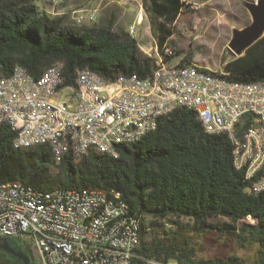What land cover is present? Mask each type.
Wrapping results in <instances>:
<instances>
[{
    "label": "trees",
    "instance_id": "1",
    "mask_svg": "<svg viewBox=\"0 0 264 264\" xmlns=\"http://www.w3.org/2000/svg\"><path fill=\"white\" fill-rule=\"evenodd\" d=\"M142 3L161 50L174 35L185 2ZM55 64H63L67 86L74 84L76 72L115 80L134 74L147 78L156 67L155 59L141 51L138 39L125 28L115 30L113 21L76 29L42 10L37 0H0V79L10 77L17 67L39 79ZM192 64L187 55L177 65ZM219 74L239 82L264 78V36L242 56L227 61ZM14 138L15 133L4 124L0 184L18 180L44 190H117L142 218L137 251L145 257L179 264H247L235 254L196 259L193 250L176 244L175 236L169 243L146 239L148 228L163 222L184 227L182 220H188L205 232L216 226L242 245H256L257 255L250 264H264V192L255 195L251 191L253 182L245 180L244 172L234 166L228 136L206 133L193 109L178 108L161 117L156 130L140 140L117 145V158L91 150L85 154L75 151L76 159L67 154L56 165L48 146L14 149ZM247 216H253L255 223L245 221ZM213 218L227 221L213 226Z\"/></svg>",
    "mask_w": 264,
    "mask_h": 264
},
{
    "label": "built area",
    "instance_id": "2",
    "mask_svg": "<svg viewBox=\"0 0 264 264\" xmlns=\"http://www.w3.org/2000/svg\"><path fill=\"white\" fill-rule=\"evenodd\" d=\"M88 20L94 22L95 15L75 17L80 27ZM129 32L138 38L137 25ZM174 53L169 42L161 50L156 45L154 55L148 53L156 62L151 76L134 74L106 83L76 72L74 84L67 86L63 64H55L46 80L27 76L18 67L14 82H0V130L3 122L15 123L21 149L48 140L56 165L67 154L75 158L83 145L117 158V145L140 140L156 130L161 117L185 107L197 112L206 133L228 136L235 168L253 182L255 195L264 192L256 188V180H264V143H259L264 78L238 82L197 64L165 61ZM110 106L121 107V115L110 114ZM25 112L36 113V121H27ZM61 129L74 130V137L60 138ZM232 131L240 132V140L232 139ZM59 195V203L42 206L34 187L0 184V233L30 241L39 264H179L137 251L142 218L120 191L87 187V192H78L70 187L68 194ZM244 220L255 223L253 216Z\"/></svg>",
    "mask_w": 264,
    "mask_h": 264
},
{
    "label": "rangeland",
    "instance_id": "3",
    "mask_svg": "<svg viewBox=\"0 0 264 264\" xmlns=\"http://www.w3.org/2000/svg\"><path fill=\"white\" fill-rule=\"evenodd\" d=\"M247 1L256 0L186 2L182 15L174 25L175 33L170 45L175 53L168 62L178 64L189 55L193 63L212 71L222 72L224 64L235 57L229 49L233 30L242 29L252 23V16L245 5ZM37 3L42 10L61 17L65 25L76 29L82 27L76 25L75 17L78 14L92 13L96 17L94 22L88 20L83 26L104 25L113 21L115 30L120 28L129 30V25L136 19L137 14L144 13L142 0H37ZM145 20L144 31H139L138 40L142 46L140 48L143 53L154 55L156 37L146 16ZM66 92L67 90L60 91L57 97H63ZM53 158L55 161V155ZM54 169L58 171L57 167ZM182 221L184 227L163 222L148 228L147 241L169 243L175 236L176 244L186 250H193L195 258L199 260L224 258L229 254H235L250 264L256 258V245L251 243L242 245L230 232L216 228L215 225H222L227 219H211L210 222L215 226L210 228L212 232H205L199 226L189 225L188 220Z\"/></svg>",
    "mask_w": 264,
    "mask_h": 264
},
{
    "label": "bare ground",
    "instance_id": "4",
    "mask_svg": "<svg viewBox=\"0 0 264 264\" xmlns=\"http://www.w3.org/2000/svg\"><path fill=\"white\" fill-rule=\"evenodd\" d=\"M55 65L50 67L44 75L39 78L38 80H46L47 74L54 71ZM20 69L26 73L27 76L29 73L24 69ZM18 73V67L14 70L13 74L10 77L7 78H1L0 82H14V74ZM83 78H93L99 81V83H106L107 80L101 77L100 75L96 73H90L87 71L81 72ZM239 82V81H238ZM110 114L112 115H121V107L119 106H110ZM25 119L27 121H36V113L34 112H25ZM4 124H8L12 132L15 133V138L13 140V146L14 149H21L18 147L19 144V135L17 133V126L15 123L10 122H3ZM74 137V130L70 129H61L60 130V138H73ZM232 139L233 140H240V132L239 131H232ZM137 140H130L128 143L135 142ZM259 143H264V126H261L260 135H259ZM36 146H48L49 143L48 140H39L38 145ZM33 146H23V148H30ZM91 150V145H83V149L77 150L80 154H85ZM96 153H102V154H108V152H96ZM8 182H14V183H22V181H8ZM256 188H264V180H256ZM34 191L37 195H39V203L42 206H53L56 203L60 202V195L59 194H68L70 191V187H56L50 190H44V189H36L34 188ZM78 192H87V187H78ZM0 219H4V212H0ZM0 237H7V233H0Z\"/></svg>",
    "mask_w": 264,
    "mask_h": 264
},
{
    "label": "water",
    "instance_id": "5",
    "mask_svg": "<svg viewBox=\"0 0 264 264\" xmlns=\"http://www.w3.org/2000/svg\"><path fill=\"white\" fill-rule=\"evenodd\" d=\"M245 5L252 16V23L242 29L233 30L229 49L236 57L242 56L249 47L264 36V0L247 1ZM11 238L0 237V249L18 256L24 261V264H31L27 255L17 252L11 247Z\"/></svg>",
    "mask_w": 264,
    "mask_h": 264
},
{
    "label": "flooded vegetation",
    "instance_id": "6",
    "mask_svg": "<svg viewBox=\"0 0 264 264\" xmlns=\"http://www.w3.org/2000/svg\"><path fill=\"white\" fill-rule=\"evenodd\" d=\"M11 247L20 253H24L30 259L31 264H39L37 252L33 244L23 237H12ZM0 264H24L18 256L0 249Z\"/></svg>",
    "mask_w": 264,
    "mask_h": 264
},
{
    "label": "crops",
    "instance_id": "7",
    "mask_svg": "<svg viewBox=\"0 0 264 264\" xmlns=\"http://www.w3.org/2000/svg\"><path fill=\"white\" fill-rule=\"evenodd\" d=\"M183 2H185V5H186V2H188V1H195V0H182ZM185 5H184V7H185ZM183 11H184V9H183ZM48 13H50V12H48ZM144 13H145V11H144ZM143 12H141V13H139V14H137V16H136V19H134L133 21H132V23L129 25V29H130V27L132 26V25H137V30H138V33H139V31H141V32H143L144 31V29H145V24H146V20H145V16H146V14H144ZM183 13V12H182ZM182 13H181V15H182ZM180 15V16H181ZM180 16H179V18H180ZM147 17V16H146ZM148 18V17H147ZM179 20V19H178ZM150 21V20H149ZM110 22V21H109ZM178 22V21H177ZM176 22V23H177ZM151 24V23H150ZM70 27H72V26H70ZM72 28H74V27H72ZM140 35V34H139ZM139 37V36H138ZM173 37V36H172ZM172 37L169 39V43H170V40L172 39ZM138 39V38H137ZM138 42H139V40H138ZM156 43H157V39H156ZM139 44H140V42H139ZM141 45V44H140Z\"/></svg>",
    "mask_w": 264,
    "mask_h": 264
}]
</instances>
